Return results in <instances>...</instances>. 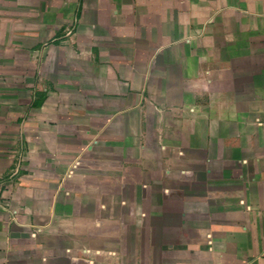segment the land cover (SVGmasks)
<instances>
[{
	"label": "crops",
	"instance_id": "0c3cea01",
	"mask_svg": "<svg viewBox=\"0 0 264 264\" xmlns=\"http://www.w3.org/2000/svg\"><path fill=\"white\" fill-rule=\"evenodd\" d=\"M0 264H264V0H0Z\"/></svg>",
	"mask_w": 264,
	"mask_h": 264
}]
</instances>
